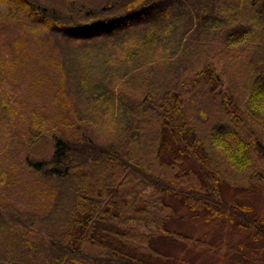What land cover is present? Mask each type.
Here are the masks:
<instances>
[{
    "label": "trees",
    "instance_id": "obj_1",
    "mask_svg": "<svg viewBox=\"0 0 264 264\" xmlns=\"http://www.w3.org/2000/svg\"><path fill=\"white\" fill-rule=\"evenodd\" d=\"M24 1L35 21L42 23L38 28H57L44 34L52 46L55 41L87 44L88 49L102 44L109 53L93 59L107 66V57L117 55V44L132 37L133 30L135 36L149 37L154 30L170 28H160L152 21L168 10L165 5L173 9L180 0H66L70 8ZM263 2L229 0L217 6L213 0H189V9H179L182 12L172 17L177 27L168 32L177 30L174 50L169 52L174 57L165 54L171 62L181 60L183 72L166 82L159 83L158 76L145 79L144 91L115 90L109 84L113 76L93 74L92 68L82 71L80 76L87 79H77L80 96L89 102L88 93H95L89 103L96 106L95 116L111 135L105 142H97V133L87 130V119L93 121V115L87 111V117L81 113L77 118L67 105H58L63 100L60 95L55 96L59 108L53 115L47 109L21 105L5 87L17 62L0 56L4 138L0 143V189L4 190L0 193V264H174L153 246L157 237L164 235L193 246L208 244L168 227L175 208L167 196L181 198L191 211L205 209L213 217L238 216L240 228H252L257 236H264V217L255 218L248 205L226 202L221 190L222 182L233 179L235 172H243L245 178L232 181L233 186L245 189L264 184ZM203 6L211 12H202ZM134 21L145 22L147 27L126 28ZM199 28L214 34L206 45H218L214 53H197L188 59L186 54L194 51L190 39ZM112 38L121 41L109 43ZM234 42L242 43L240 48L229 46ZM60 59L53 61L63 73ZM238 65L243 72L235 70ZM69 69L65 68L66 82L76 74ZM84 86L87 96L82 95ZM132 98L140 110L135 123L147 124L152 130L150 148L156 164H147L145 157L134 153L130 142L135 136L126 141L117 136L137 127L129 119L137 111L129 105ZM114 130L118 133L113 134ZM167 139L174 146L167 149L175 152L170 160L161 154ZM38 143L50 144V151L33 150ZM8 150L45 181V207L35 210L21 201V189L16 182L10 184L13 180L3 171ZM186 159L193 161L188 169L183 168ZM67 183L72 186L71 200L67 204L63 198L54 216L61 188ZM27 194H32L31 189ZM146 253L152 257L148 259Z\"/></svg>",
    "mask_w": 264,
    "mask_h": 264
},
{
    "label": "rangeland",
    "instance_id": "obj_2",
    "mask_svg": "<svg viewBox=\"0 0 264 264\" xmlns=\"http://www.w3.org/2000/svg\"><path fill=\"white\" fill-rule=\"evenodd\" d=\"M65 1L66 0H37V3H45L51 8H58L62 5H64L65 8H70ZM187 1L189 2V0H184V2L180 0L178 5L173 9L165 5L168 10L163 13L161 12L159 17L153 19V24H155V26H160V28H165L167 25L171 29H174L172 26L177 27L174 25L175 22H172V17L175 15L178 16L177 14L185 9H189ZM226 1L229 0H213V4L218 6ZM180 8L183 9L179 12ZM262 9H264V2L262 4ZM201 10L206 13L211 12L205 9L204 6ZM63 11L65 10H62V12ZM32 14V11L28 10L24 0H0V56L2 59L7 57L8 60H16L17 62L11 70V77L8 78L5 87L9 89V92L13 91V93L16 94L18 102L21 105H25L26 108L38 107L41 110L47 109L50 111V114L53 115L56 109L59 108L56 107L55 96L60 95L63 100H61L58 105H67L65 108L70 112H76L77 118L81 113L84 117H87V111H89L91 115H93L94 120L88 121L87 119V130L91 133H97L94 134L97 142L100 140L104 142L108 141L111 135L108 133V130L101 127L100 118L95 116L96 109L94 107L96 106H92L89 103L90 99H92L90 97L95 93L93 91L88 93L90 94L87 98L89 102L86 101L84 97L82 98V96H80L77 79L79 77L87 79V76H80L82 71L87 73V70L92 68L95 70H91L93 74L107 73V76H113V81L109 83L113 85V89L118 90L121 87L122 91L129 94H132L133 91L141 90L145 85V79L151 80L152 77L158 76L159 83L166 82L169 78L179 76L183 72L180 69L181 60H174V62H171L165 59L167 55L169 56V52L174 50L172 46H174V42L177 39V36H175L176 29L173 31V34L168 33L170 32V28L165 29V31L160 29L159 32L154 30L151 32L152 34H149V37L140 34L135 36L133 30L131 33L133 35L132 37H126V40L117 44V55L114 54L107 57L109 63L105 66L93 59L94 55L98 56L99 59H103V56L109 53L104 45L101 44L100 48L95 47L93 49H88L87 44H61L55 41L54 46H52L51 43L44 38V34L48 36L51 31L57 28H50L49 26V29L38 28L40 26L43 27V25L41 22H36ZM148 22H151V20ZM144 23L145 22L141 23L134 21L131 26L126 28L141 26L140 29H144L147 27L143 25ZM151 29L153 28L151 27ZM63 34L69 41L68 31H64ZM160 35L162 38H158ZM213 37L214 34L212 32H204L203 28H199L193 33L190 39L194 51L193 53L188 52L185 57L191 59L193 56H196L197 53H214L218 44L211 42L206 45L208 43L206 40L209 38L212 39ZM115 41L121 40L118 38L108 40L109 43ZM241 44L240 42H234L229 46L240 48ZM132 50H137L135 55L127 57V53ZM87 53L93 55L88 56ZM96 53L100 54L97 55ZM166 53L167 55H165ZM60 56H62L60 60L62 61L63 73H60L57 62L53 61H58ZM169 57L173 58L174 55ZM76 58V61H72ZM51 61H53L54 64L49 65ZM72 64L76 66L74 67ZM220 65H217L218 69ZM242 67L243 66L238 65L234 68L238 72H243ZM65 68H70V71L74 69L73 72L76 71L75 76L72 75V77H69L71 82H66L68 74L65 73ZM67 71L68 70H66V72ZM127 73L129 76H124ZM62 80L65 81L62 83ZM75 85H77L76 88L74 87ZM84 88L85 90H81L83 91L82 95L87 96V87L84 86ZM144 90L143 88V91ZM73 97H77L78 99H74ZM135 101L136 100L132 98L129 105L133 108L135 106L137 111L132 114L129 119L132 125L135 124L137 127L132 126L129 132H123L117 136L121 138L122 141L129 140L135 136L136 140L130 142L132 149H135L134 153L137 156L145 157L144 162H148L147 164L152 162L156 164L155 155L152 151L153 147L150 148L152 139V130L150 126L147 124L142 126V124L135 123L139 119L140 114V110ZM1 129L3 128L0 127V143L4 139L2 138ZM262 132L264 133V127ZM112 133L117 134L118 131L114 130ZM50 146L51 145L48 143H38L33 146V150H38L40 153H43L46 150L50 151ZM165 146V151L161 152V154L165 159L170 160L175 154L173 150L167 149L169 147H174L170 139L166 140ZM7 153L3 171L7 173L10 181L13 180L10 184L16 182L14 184L21 189L22 194H19V197L22 199L21 201L27 202L29 205L33 206L35 210L45 207L44 204L47 200L44 192L47 188L45 181L40 179V175L30 173L20 159H15L14 157L17 156L13 150H8ZM185 161V166H183L184 169L193 166V161L191 159H186ZM97 166H101V164H97ZM261 167H263V165H260V168ZM233 177V179L226 180L221 184V190L225 201L231 203L235 200L240 204L248 205L251 209L250 214L255 218L264 217V184L252 185L245 189H241L238 188V186H233L232 181L236 179L243 180L245 178L244 173L235 172ZM30 189L32 194H27V190ZM1 191L4 190L0 189V193ZM71 193V184H63L57 201V208L54 210V216H57L59 213L58 204L63 201V198L64 201H67V204L70 202L72 197ZM166 201L175 208V214L170 222H168V227L175 232L184 233L194 239L207 241L208 244L193 246L184 241L171 237L169 238L164 235L157 237L153 241V246L165 253L170 258L171 263L174 261V264H264V236H257L252 228H240L238 226L240 221L238 216L229 214L222 217H213L210 211L205 209L196 212L191 211L183 203L182 199L177 196H167ZM49 203L51 205V202ZM146 257L150 259L152 255L149 256V254L146 253ZM228 260L229 262H227Z\"/></svg>",
    "mask_w": 264,
    "mask_h": 264
}]
</instances>
